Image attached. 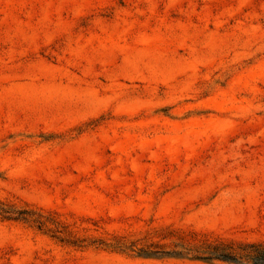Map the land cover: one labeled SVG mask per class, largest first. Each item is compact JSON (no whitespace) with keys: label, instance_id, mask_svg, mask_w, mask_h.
Segmentation results:
<instances>
[{"label":"rangeland","instance_id":"rangeland-1","mask_svg":"<svg viewBox=\"0 0 264 264\" xmlns=\"http://www.w3.org/2000/svg\"><path fill=\"white\" fill-rule=\"evenodd\" d=\"M258 253L264 0H0V264Z\"/></svg>","mask_w":264,"mask_h":264},{"label":"trees","instance_id":"trees-1","mask_svg":"<svg viewBox=\"0 0 264 264\" xmlns=\"http://www.w3.org/2000/svg\"><path fill=\"white\" fill-rule=\"evenodd\" d=\"M256 247H259V248H260L259 245H257ZM256 258H257L258 260H263V261H264V253H262V254H260V253L256 254ZM254 264H255V263H254Z\"/></svg>","mask_w":264,"mask_h":264}]
</instances>
